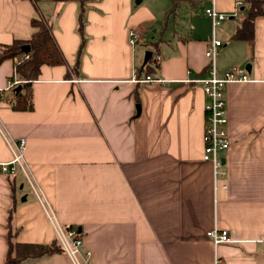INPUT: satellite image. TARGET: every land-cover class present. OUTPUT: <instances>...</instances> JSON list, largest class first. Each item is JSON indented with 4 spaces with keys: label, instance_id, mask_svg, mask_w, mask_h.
I'll return each instance as SVG.
<instances>
[{
    "label": "crops",
    "instance_id": "0c3cea01",
    "mask_svg": "<svg viewBox=\"0 0 264 264\" xmlns=\"http://www.w3.org/2000/svg\"><path fill=\"white\" fill-rule=\"evenodd\" d=\"M159 1L85 0L78 53L79 1L0 0V45L29 39L31 20L44 18L66 61L41 66L31 110L11 106L17 58L1 61L0 126L26 139L32 179L58 221L78 228L91 264H264V16L253 40H232L238 0L214 1L229 15L215 31L216 74L236 66L250 78L225 85L230 144L215 178L202 159L207 99L193 82L209 75L213 30L203 12L212 2L180 0L171 13L172 0ZM181 2L189 6L183 28ZM147 42L157 46L149 51L158 68L154 81L135 82L145 56L136 45ZM10 159L0 131V162ZM215 227L232 241L213 245L206 233ZM9 237L56 242L22 172L0 174V264ZM19 264L70 262L57 251Z\"/></svg>",
    "mask_w": 264,
    "mask_h": 264
},
{
    "label": "built area",
    "instance_id": "2783aa9c",
    "mask_svg": "<svg viewBox=\"0 0 264 264\" xmlns=\"http://www.w3.org/2000/svg\"><path fill=\"white\" fill-rule=\"evenodd\" d=\"M214 1L211 0L212 6L204 9L206 15L212 24L213 39L210 47L205 52V56L210 60L209 75L207 77H198L193 82L201 84L204 94L206 96L205 103V125L203 133V155L204 161L211 163L214 171V177L223 176L224 172L221 168L224 165L223 153L228 149L230 140L227 132V105L225 99V85L228 83H245L249 82L248 75L241 71L236 66L227 68L223 76L219 77L216 74V56L217 49L222 45L221 41L215 37L216 28L226 19L229 15L218 12L214 6ZM243 1L238 0L233 11V15L239 12L242 7ZM137 36L134 31L129 32V42L131 45L136 43ZM27 53H23V57H27ZM78 81V80H74ZM135 82H148L154 81L149 76L144 78H136ZM160 81V80H158ZM21 83L19 80H14L9 84V88ZM0 131L4 136V140L11 152V159L5 162H0V174L7 176H14L18 172H22L28 182L32 192L41 205L45 215L51 223L56 241L61 251L67 256L70 264H91V252L84 247L83 239L77 227L62 225L48 203L45 195L40 187L32 179L30 170L25 160L26 139L10 138L4 134L2 127ZM223 187H226L225 185ZM206 236L212 241L213 245L217 246L220 243L231 242V238L226 230L213 228L207 231ZM213 264H220L219 259L216 257Z\"/></svg>",
    "mask_w": 264,
    "mask_h": 264
},
{
    "label": "trees",
    "instance_id": "16d2710c",
    "mask_svg": "<svg viewBox=\"0 0 264 264\" xmlns=\"http://www.w3.org/2000/svg\"><path fill=\"white\" fill-rule=\"evenodd\" d=\"M36 2V0H32ZM55 2H68L71 0H53ZM81 3V9L78 15V32L81 37V43L78 53L82 51L85 43L83 35L84 7L85 0H76ZM180 0H172L171 13H175ZM240 23L232 40H253L255 20L264 16V0H243V5L239 9ZM31 25L34 32L27 40H15L10 45H0V62L5 59L17 58L14 69L17 77L21 80L20 89L12 88L13 99L12 108L14 110H31L33 108L31 85L40 74L42 65L56 66L66 64L65 58L58 47L50 27V24L44 18L32 19ZM29 45L27 57H23L21 46ZM153 51L156 52L157 46L153 44ZM75 70L78 67V59L75 63ZM158 68L157 60L151 58L145 65L138 68L137 78L151 75ZM61 251L57 241L50 245L17 242L9 237L8 250L4 264H19L23 259L36 257L53 252Z\"/></svg>",
    "mask_w": 264,
    "mask_h": 264
},
{
    "label": "rangeland",
    "instance_id": "374dc122",
    "mask_svg": "<svg viewBox=\"0 0 264 264\" xmlns=\"http://www.w3.org/2000/svg\"><path fill=\"white\" fill-rule=\"evenodd\" d=\"M32 1V0H31ZM40 0H36V2L38 3ZM163 3H164V6L165 5H167V0L165 1V0H160L159 1V4L160 5H163ZM180 7H182V8H179V10H178V18H180L179 20H178V22H179V24L182 26V28H183V26H184V24L186 23V21H187V17H188V15L186 14V12H185V10L184 9H186V8H184V7H189L188 6V4L187 3H182L181 2V4H180ZM218 28V27H217ZM152 48L150 47V44L147 42L146 44H144V45H141V44H137L136 45V54H138L139 52H138V50L139 51H142L141 53H144V52H146V51H149V50H151ZM203 159V158H202ZM204 161V160H203Z\"/></svg>",
    "mask_w": 264,
    "mask_h": 264
},
{
    "label": "water",
    "instance_id": "95a60500",
    "mask_svg": "<svg viewBox=\"0 0 264 264\" xmlns=\"http://www.w3.org/2000/svg\"><path fill=\"white\" fill-rule=\"evenodd\" d=\"M20 49H21L22 53H28L29 50H30L28 44L22 45ZM151 56H152V52L151 51H146L145 52V56H144V59H143V65H145L151 59ZM246 71H249V65L246 66ZM19 89H20V87L18 86L17 90H19ZM138 109H139V107H138Z\"/></svg>",
    "mask_w": 264,
    "mask_h": 264
}]
</instances>
